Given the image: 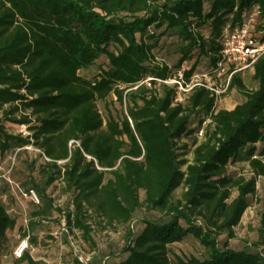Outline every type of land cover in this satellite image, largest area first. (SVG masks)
<instances>
[{
    "label": "trees",
    "instance_id": "obj_1",
    "mask_svg": "<svg viewBox=\"0 0 264 264\" xmlns=\"http://www.w3.org/2000/svg\"><path fill=\"white\" fill-rule=\"evenodd\" d=\"M255 7L264 17V0H0V108L28 109L10 119L17 125L37 122L23 136L0 117V148L36 143L50 158L41 203H32L49 213L54 205L45 187L61 177L73 204L70 226L90 234L86 213L93 208L125 228L128 256L118 264H264V209L251 246L236 249L219 239L236 237L256 176L264 175V54L251 67L256 88L247 89L241 71L231 75L227 89H239L244 99L230 109H215L220 95L206 82L189 89L185 103L178 100L179 83L167 81L189 83L203 56L202 72L216 80L224 70L226 81L231 70L223 65V37ZM162 36L178 39L174 66L155 54ZM195 52L191 67H183ZM102 57L94 80L78 74ZM113 97L122 109L110 108ZM194 112L210 122L193 139L192 159H180L179 139L196 133L189 126ZM243 160L255 171L249 179L228 172L230 163ZM179 186L182 196L174 200ZM142 207L160 213L144 215L136 231ZM16 223L0 197V252ZM188 236L206 255L169 258V246ZM24 259L35 264L25 248L17 257Z\"/></svg>",
    "mask_w": 264,
    "mask_h": 264
},
{
    "label": "rangeland",
    "instance_id": "obj_2",
    "mask_svg": "<svg viewBox=\"0 0 264 264\" xmlns=\"http://www.w3.org/2000/svg\"><path fill=\"white\" fill-rule=\"evenodd\" d=\"M260 25L264 26V17H256L255 25L252 28L254 34L263 35L264 30H260ZM205 35L209 34L208 28H203ZM178 39L176 36H162L159 40V47L155 49V54L167 62L168 65L174 66L180 54L178 52ZM198 56V52L194 53V57L183 63V67H191ZM102 57L97 64H94L86 69L78 70V74L88 79L94 80L99 73V64L105 62ZM203 64L197 67V73L193 77V82H206L210 86L216 84L218 89L222 90L217 98L215 109L233 108L237 103L244 99V94L237 88L224 89L225 74L224 71L219 73V78L216 80L208 74L202 72L208 58L202 57ZM242 77L247 89L257 87V80L253 77L251 68L241 71ZM169 84L177 83L173 79ZM216 83V84H215ZM186 87V85H183ZM178 100H183L188 103L187 97L189 91L184 90L178 84ZM109 102L110 108L113 110L122 109V105L116 101V98ZM13 106L5 105L0 108V117L5 128L11 133H17V123L10 120L12 118H21L29 112L23 107L18 110H13ZM98 107L104 113V102H98ZM123 108L126 109V103ZM12 111V112H11ZM210 122L209 117H203L201 113L194 112L190 121V128L195 129V134L183 136L178 141V152L180 159L191 160L193 157V139L197 134L198 139L203 137L206 126ZM22 124V123H21ZM30 125H37V122L27 124V129L30 133L34 129H30ZM36 141V138H35ZM40 141V139H39ZM34 147H39V144L32 143ZM187 144V148H181ZM11 146L6 150L0 148V173L8 172L9 179L4 176L0 177V197L5 203L6 208L16 217V226L8 231L9 241L7 248L0 252V264H31L27 259L18 261L17 251L20 245L27 240L28 246L25 251L33 258L35 264H78L75 249L80 248L83 251L91 254L90 264H118L126 259L128 252L122 251L126 244L124 236L125 228L123 226H115L116 224L108 223L107 219L94 212L93 208H89L86 213V220L92 227L90 234H86L83 229L71 225L67 221V214L73 210L71 194L65 191V185L62 178H58L46 185V193L53 199V207L49 213L40 211V206L34 205L21 192V188L35 187L41 195V187L44 186L47 177L48 167L46 160L38 151L27 149L24 146ZM15 156V161L12 157ZM264 163V153L260 154ZM62 160H58V164H62ZM185 169L186 164H181ZM228 172L236 178L244 177L249 179L254 176L255 171L248 161H238L228 165ZM110 174L106 175L108 178ZM33 183L38 186H34ZM183 186H179L173 191L172 199L181 198ZM236 195V191L233 192ZM141 198L144 197V192H140ZM250 204L245 210L241 221L235 226L236 237L227 238L226 235L219 237L220 244L226 241L229 245L236 249H242L251 246L250 244L257 238V227L259 226L261 213L264 209V175L256 176V190L249 195ZM157 210H146L140 208L136 213L134 226L136 231H141L144 227V222L141 220L144 215L157 216ZM101 221L100 223L97 221ZM116 227V228H115ZM175 254L182 256L196 255L203 258L206 251L203 245L194 237L188 236L182 242L174 243L169 246L168 257L175 259Z\"/></svg>",
    "mask_w": 264,
    "mask_h": 264
},
{
    "label": "built area",
    "instance_id": "obj_3",
    "mask_svg": "<svg viewBox=\"0 0 264 264\" xmlns=\"http://www.w3.org/2000/svg\"><path fill=\"white\" fill-rule=\"evenodd\" d=\"M258 17L257 7L255 10L248 15V17L240 24L234 27L233 29H227L225 35L223 37L222 45H223V55H224V69H230L231 72L227 76V79L224 83V89H227V83L231 77V75L235 72H240L252 67L253 63L264 54V38H261L260 35L254 34L252 28L255 25V18ZM221 65V64H220ZM224 71V70H223ZM180 78L182 77V72H179ZM195 77V75H194ZM193 79V78H192ZM191 79V80H192ZM172 80V79H170ZM170 80H167L168 82ZM177 83L181 85L184 90L191 89L195 84H203L201 81H196L186 84V87H183V83L181 79H173ZM210 89L216 91L217 94L223 92L218 89L217 86H210L206 84ZM17 133H20L23 136H27L30 134V131L27 129V124H18L17 125ZM73 142L79 144V141L72 140L70 144ZM27 149H33L39 152V154L45 158L46 160H50V158L44 153V151L40 147H34L32 143H28L24 145ZM20 148V147H19ZM19 148L17 150H19ZM13 161H15V156L12 157ZM8 172L0 173V177L4 176L9 179ZM21 192L24 196L27 197L33 203H41V196L39 192L35 188H30L28 190L22 189ZM28 246V241L25 240L19 247L17 254L19 255L21 251ZM75 255L81 262V264H90L91 254L83 251L80 248L75 249Z\"/></svg>",
    "mask_w": 264,
    "mask_h": 264
}]
</instances>
